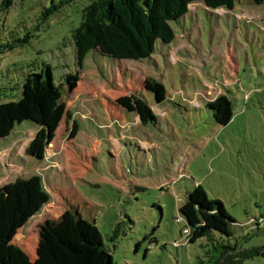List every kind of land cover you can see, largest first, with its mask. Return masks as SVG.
Masks as SVG:
<instances>
[{
    "label": "rangeland",
    "instance_id": "1",
    "mask_svg": "<svg viewBox=\"0 0 264 264\" xmlns=\"http://www.w3.org/2000/svg\"><path fill=\"white\" fill-rule=\"evenodd\" d=\"M88 3L64 6L11 51L2 46L32 31L50 0L0 9V103L17 101L24 75L44 63L63 112L43 161L25 154L33 130L0 147V264H63L61 243L79 218L99 232L113 264H206L204 242L185 245L176 222L197 184L235 221L230 244L259 249L242 264H264V4L194 3L172 25L167 49L121 62L91 52L78 68L71 34ZM75 71L71 91L62 76ZM152 82L164 87L162 101L146 89ZM224 95L232 118L220 125L209 107ZM131 97L154 124L118 105ZM30 178L33 195L14 206L8 187Z\"/></svg>",
    "mask_w": 264,
    "mask_h": 264
},
{
    "label": "trees",
    "instance_id": "2",
    "mask_svg": "<svg viewBox=\"0 0 264 264\" xmlns=\"http://www.w3.org/2000/svg\"><path fill=\"white\" fill-rule=\"evenodd\" d=\"M14 1L1 0L0 9L8 11ZM74 1L83 0H50V7L41 12L35 28L22 39L3 45L2 49L11 51L17 44H27L40 25ZM237 1L89 0L81 11L79 25L71 34L76 66L82 68L91 52L118 62L147 60L174 42L175 31L172 25L181 24L183 19L189 17L190 5L202 3L211 10H233ZM250 1L256 5L264 4V0ZM78 75L77 71L63 75V84L73 91ZM20 86L17 101L0 103V147L14 137L33 130L35 136L25 154L36 161H43L63 115L61 110L54 109L57 87L53 83L50 66L43 63L39 71L31 70L24 75ZM146 89L157 101L165 97L164 87L155 82L147 83ZM13 90L14 87L9 88V91ZM118 105L128 112H135L146 126L156 121L146 103L135 97L122 99ZM209 110L210 116L220 125L227 124L232 118L231 103L225 95L211 104ZM35 181V178L20 180L8 187L14 206L18 203L17 199H27L33 195ZM178 213L181 218H177L176 222L183 221L185 224L181 232L186 242L184 244L204 242L200 248L205 249L203 253L207 257L206 264H242L243 260L252 256L251 253L260 254L257 248L240 251L237 244H230V229L235 221L226 213L220 201L207 198L201 185H195L188 193ZM61 244L64 249L63 264H113L110 250L104 245L99 232L80 218L70 223L68 236ZM197 264L204 263L199 260Z\"/></svg>",
    "mask_w": 264,
    "mask_h": 264
},
{
    "label": "crops",
    "instance_id": "3",
    "mask_svg": "<svg viewBox=\"0 0 264 264\" xmlns=\"http://www.w3.org/2000/svg\"><path fill=\"white\" fill-rule=\"evenodd\" d=\"M9 142H10V141H9ZM9 142H8V143H9Z\"/></svg>",
    "mask_w": 264,
    "mask_h": 264
},
{
    "label": "built area",
    "instance_id": "4",
    "mask_svg": "<svg viewBox=\"0 0 264 264\" xmlns=\"http://www.w3.org/2000/svg\"><path fill=\"white\" fill-rule=\"evenodd\" d=\"M179 221V220H178Z\"/></svg>",
    "mask_w": 264,
    "mask_h": 264
}]
</instances>
